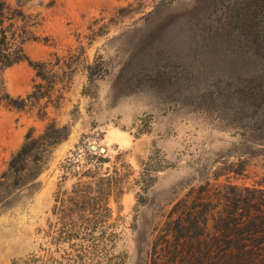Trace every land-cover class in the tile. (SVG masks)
Instances as JSON below:
<instances>
[{"label": "rangeland", "instance_id": "1", "mask_svg": "<svg viewBox=\"0 0 264 264\" xmlns=\"http://www.w3.org/2000/svg\"><path fill=\"white\" fill-rule=\"evenodd\" d=\"M5 1L26 18L30 62L68 52L81 58L46 121L0 107V264H20L45 243L53 195L72 183L62 181L60 165L81 143L111 160L121 154L134 177L151 157L164 166L143 203L135 186L110 204L123 219L114 254L126 264L151 263L152 242L179 201L201 195L215 203L218 186L264 185V104L239 94L264 79V59L230 19L242 0ZM13 23L15 31L24 27ZM35 84L27 63L0 75L14 99ZM51 120L67 127L68 138L37 176L12 187L1 178L12 155Z\"/></svg>", "mask_w": 264, "mask_h": 264}, {"label": "trees", "instance_id": "2", "mask_svg": "<svg viewBox=\"0 0 264 264\" xmlns=\"http://www.w3.org/2000/svg\"><path fill=\"white\" fill-rule=\"evenodd\" d=\"M230 13L234 28L252 39L264 59V0H242ZM15 19L24 24L18 31ZM25 19L0 0V75L27 63L36 83L29 95L16 99L0 87V107L35 113L43 122L48 108L56 110L63 100L81 55L68 52L67 57L30 62L23 51L30 35ZM239 94L248 102L264 104V79L248 82ZM68 136L67 127L55 120L37 137L30 132L1 178L16 187L23 177L37 176L47 156ZM79 146L60 165L62 181L72 183L68 188L59 185L53 195L47 228L42 230L45 243L20 264H126L125 255L114 254L123 219L113 217L110 204H118L135 186L140 191L137 204L143 203L155 180L153 173L164 166L151 157L134 177L121 154L111 160L96 153L95 145ZM214 196L215 203L199 195L174 205L152 242L150 264H264V185L218 186Z\"/></svg>", "mask_w": 264, "mask_h": 264}, {"label": "water", "instance_id": "3", "mask_svg": "<svg viewBox=\"0 0 264 264\" xmlns=\"http://www.w3.org/2000/svg\"><path fill=\"white\" fill-rule=\"evenodd\" d=\"M92 148L96 150V146H93Z\"/></svg>", "mask_w": 264, "mask_h": 264}]
</instances>
